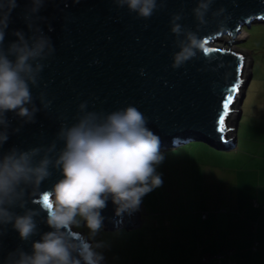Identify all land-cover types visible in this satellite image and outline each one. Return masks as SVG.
Here are the masks:
<instances>
[{
  "label": "water",
  "instance_id": "95a60500",
  "mask_svg": "<svg viewBox=\"0 0 264 264\" xmlns=\"http://www.w3.org/2000/svg\"><path fill=\"white\" fill-rule=\"evenodd\" d=\"M158 3L164 6L151 18L143 19L126 7H117L114 0H44L37 14L29 12L31 0H17L4 48L16 40L13 31L22 30L28 37L39 28L50 38L55 51L42 61L44 68L39 74L38 87H31L38 108L34 122L8 112V140L0 145V155L12 148L21 151L46 148L53 142L59 150L63 142L57 139V133L62 125L77 122L82 115L81 103L86 104L85 111L103 114L135 106L146 117L147 127L160 138V148L176 147L192 140L219 151L235 148L226 132L234 106L241 105L249 82L243 83L242 78L244 56L229 49L209 54L202 49L174 69L172 57L179 49L174 43L176 36L171 33L170 21L174 14L180 13L182 19L178 23L197 32L201 40L207 39L209 43L205 47L212 48L210 43L226 35L231 41L223 43L229 48L244 41H232L242 27L264 22V0H213L206 15L208 24L204 26L197 25L192 13L197 0H158ZM219 10L223 11L214 16ZM26 14L31 16L30 20L25 19ZM233 86L236 91L231 93L223 131H218V116L223 114V102ZM41 94L45 101H51L49 107L41 103ZM239 118L240 114L236 124ZM50 172L38 187L24 186V207L13 209L20 215L31 210L37 233L22 241L11 224L0 225V264H11L9 254L17 249L30 253L32 242L52 231L46 223L48 208L42 198L44 194L50 196L62 174L55 168H50ZM101 214L104 230H129L141 223L137 221L136 211L117 217L110 199ZM69 231L74 240L91 243L83 238V230ZM102 264L106 263L102 261Z\"/></svg>",
  "mask_w": 264,
  "mask_h": 264
},
{
  "label": "clouds",
  "instance_id": "9594fccd",
  "mask_svg": "<svg viewBox=\"0 0 264 264\" xmlns=\"http://www.w3.org/2000/svg\"><path fill=\"white\" fill-rule=\"evenodd\" d=\"M212 2L197 0L192 13L198 26L208 24L206 15ZM43 3L44 0H31L29 12L37 14ZM114 3L143 19L151 18L164 6L158 0H114ZM17 7V0H0V126L3 127L0 145L8 140V112L34 122L38 108L31 87H38L44 68L42 61L55 51L50 38L39 28L28 37L22 30L13 31L16 40L4 48L11 13ZM25 19L30 20L31 16L26 14ZM181 19L182 15L177 13L170 21L179 49L173 53L174 69L202 50L197 32L178 23ZM28 28L32 31L31 23ZM144 74L141 69V75ZM40 99L45 108L51 104L44 100L43 94ZM85 108V103L79 105L82 115L76 123L61 126L57 139L63 142V147L59 150L53 142L46 148L27 151L12 148L0 155V225L11 224L22 241L37 233L31 210L23 215L13 211L17 206L24 207V186L38 187L51 175L50 168L59 169L62 174L49 196L51 207L47 209L46 223L52 231L33 241L30 253L23 249L10 253L11 264H102L104 256L96 249L105 245L76 241L69 230L83 225L94 239L103 227L101 212L109 199L115 205L117 217L131 215L139 210L143 197L162 186V176L157 172V166L164 160L160 138L147 127L146 117L132 105L107 114Z\"/></svg>",
  "mask_w": 264,
  "mask_h": 264
},
{
  "label": "rangeland",
  "instance_id": "374dc122",
  "mask_svg": "<svg viewBox=\"0 0 264 264\" xmlns=\"http://www.w3.org/2000/svg\"><path fill=\"white\" fill-rule=\"evenodd\" d=\"M242 39L244 41L228 48L227 43L223 42L231 41V37L223 35L210 46L229 49L244 56L242 78L243 83L249 82L241 105L234 106L226 132L227 137L234 141L238 127V147L243 152L241 140L247 118L264 121V22H254L249 28L242 27L232 41ZM239 111L242 118L236 124ZM196 142L192 140L176 147L160 148V151H174ZM261 148L263 145L260 143L245 146L246 154L250 151L258 153L251 159L253 165L244 166L245 169L264 167ZM228 151L217 150L216 153ZM163 156V163L157 166V172L162 176V186L143 197L136 211L137 221H141L139 227L110 231L104 230L103 226L94 239L83 225L71 228L77 232L83 230V238L91 241L93 246L97 242L105 245L96 250L102 252L106 264H214L220 255L217 251L229 245L227 238L233 234L232 227L221 224L218 218L243 214L237 212L235 200H226V196L221 197L213 192L220 185L205 178L208 168L215 167L213 159L192 150ZM222 186L225 192L230 190V196L234 195L233 187ZM204 213L207 217L202 218Z\"/></svg>",
  "mask_w": 264,
  "mask_h": 264
},
{
  "label": "crops",
  "instance_id": "0c3cea01",
  "mask_svg": "<svg viewBox=\"0 0 264 264\" xmlns=\"http://www.w3.org/2000/svg\"><path fill=\"white\" fill-rule=\"evenodd\" d=\"M240 118H242L241 112ZM242 137L243 152L238 147L237 127L236 147L230 150L231 152L205 156L210 160L213 159L212 162L215 164V167L208 168L205 178L220 185L219 188L213 189V192L221 197L226 196V200H235L234 204L239 210L237 212L243 214L218 218L221 219V224L232 227L233 234L227 238L229 245L217 251L220 255L214 264H264V167L249 170L244 167L252 166L251 159L258 154L252 151L246 154V145L251 147L254 143L262 144L264 155V138L261 139L264 137V121L247 118ZM222 184L233 187L234 195L230 196L229 189L225 192ZM240 198L241 200H238Z\"/></svg>",
  "mask_w": 264,
  "mask_h": 264
},
{
  "label": "snow or ice",
  "instance_id": "6c2138e0",
  "mask_svg": "<svg viewBox=\"0 0 264 264\" xmlns=\"http://www.w3.org/2000/svg\"><path fill=\"white\" fill-rule=\"evenodd\" d=\"M208 43H209V41L207 39L202 40V49H203L205 54H209V53H212V52L220 51L218 49L205 47V45H207ZM235 91H236V86H233L229 90V95L227 96V98L223 102V106H222L223 114L218 116V131H223V127H224V123H225V117L228 115V108H229V104L231 103V99H232L231 93H234ZM42 203L47 208L51 207L50 197H49L48 194H44L43 195Z\"/></svg>",
  "mask_w": 264,
  "mask_h": 264
},
{
  "label": "trees",
  "instance_id": "16d2710c",
  "mask_svg": "<svg viewBox=\"0 0 264 264\" xmlns=\"http://www.w3.org/2000/svg\"><path fill=\"white\" fill-rule=\"evenodd\" d=\"M184 150H186L187 152L192 150V151H195V153L202 155V156H210L212 154H218L216 153L217 150L211 147L210 145H208L207 143L198 142V141L196 143H189L186 145V147L180 148L178 150H174V151L161 150L160 152L163 154H168L170 156V155H176L177 153L182 152ZM201 216L202 218L206 217V213L202 214ZM123 230H126V229H123Z\"/></svg>",
  "mask_w": 264,
  "mask_h": 264
},
{
  "label": "bare ground",
  "instance_id": "6f19581e",
  "mask_svg": "<svg viewBox=\"0 0 264 264\" xmlns=\"http://www.w3.org/2000/svg\"><path fill=\"white\" fill-rule=\"evenodd\" d=\"M231 141H233V140L231 139ZM233 143H235V139H234ZM76 232H77V231H76Z\"/></svg>",
  "mask_w": 264,
  "mask_h": 264
}]
</instances>
